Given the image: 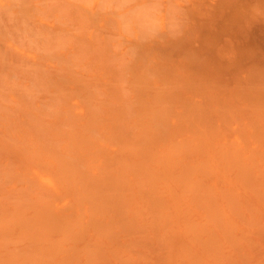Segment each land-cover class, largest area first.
I'll use <instances>...</instances> for the list:
<instances>
[{"label": "bare ground", "instance_id": "obj_1", "mask_svg": "<svg viewBox=\"0 0 264 264\" xmlns=\"http://www.w3.org/2000/svg\"><path fill=\"white\" fill-rule=\"evenodd\" d=\"M191 25L121 67L84 0H0V264H264V72Z\"/></svg>", "mask_w": 264, "mask_h": 264}, {"label": "clouds", "instance_id": "obj_2", "mask_svg": "<svg viewBox=\"0 0 264 264\" xmlns=\"http://www.w3.org/2000/svg\"><path fill=\"white\" fill-rule=\"evenodd\" d=\"M102 17L114 21L112 51L118 65L135 63L142 50L167 46L180 41L190 25L191 0H84ZM250 15L264 17V0L251 5ZM120 87L128 95V80Z\"/></svg>", "mask_w": 264, "mask_h": 264}, {"label": "rangeland", "instance_id": "obj_3", "mask_svg": "<svg viewBox=\"0 0 264 264\" xmlns=\"http://www.w3.org/2000/svg\"><path fill=\"white\" fill-rule=\"evenodd\" d=\"M255 2L256 0H191L188 5L190 16L188 29L192 28V21L198 24L199 21L210 23L205 33H202V41H200V36L193 42V45L199 48L194 43L204 42L199 43L202 48L205 47L203 50L206 49V53L209 52V55L211 53V56L216 54L215 59L218 62L211 57L214 64L217 62L216 65L219 67L223 65V70L219 67L216 68L215 65V67L213 66L214 71L218 69L220 72L216 71L219 73L218 77H215L216 81L211 79L217 87L227 86L226 82L229 83L232 77L244 71L246 72V70L250 71L252 67L255 68V71L261 69L264 72V17L257 19L250 15L251 5ZM198 3H203L202 9H200L202 5L200 4L201 7H199ZM207 7L209 8L207 9ZM222 55H225L226 58L221 57ZM208 58L210 57L208 56ZM221 72L225 73L222 74ZM255 73L258 74V72ZM226 74L231 78L226 77ZM259 76L260 74H258ZM240 77L241 75L238 78ZM262 78L264 79V76ZM218 79L228 81L221 84ZM231 80L230 83H232Z\"/></svg>", "mask_w": 264, "mask_h": 264}]
</instances>
